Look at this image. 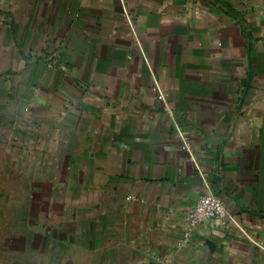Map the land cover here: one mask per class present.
Listing matches in <instances>:
<instances>
[{
  "label": "crops",
  "instance_id": "1",
  "mask_svg": "<svg viewBox=\"0 0 264 264\" xmlns=\"http://www.w3.org/2000/svg\"><path fill=\"white\" fill-rule=\"evenodd\" d=\"M0 186L22 264H264V0H0Z\"/></svg>",
  "mask_w": 264,
  "mask_h": 264
},
{
  "label": "rangeland",
  "instance_id": "2",
  "mask_svg": "<svg viewBox=\"0 0 264 264\" xmlns=\"http://www.w3.org/2000/svg\"><path fill=\"white\" fill-rule=\"evenodd\" d=\"M3 187H7L3 185ZM0 186V264H22L15 259L17 250L22 254L24 251L16 248L15 240L19 236V223L14 218L18 215L20 208L17 207L19 197L27 194L24 189L8 191ZM15 189V188H14ZM18 221L20 219L18 218ZM17 249V250H16Z\"/></svg>",
  "mask_w": 264,
  "mask_h": 264
},
{
  "label": "built area",
  "instance_id": "3",
  "mask_svg": "<svg viewBox=\"0 0 264 264\" xmlns=\"http://www.w3.org/2000/svg\"><path fill=\"white\" fill-rule=\"evenodd\" d=\"M226 216H228L227 209L218 195L211 192L200 195L185 214L184 239H189L193 230L200 224L210 219Z\"/></svg>",
  "mask_w": 264,
  "mask_h": 264
}]
</instances>
